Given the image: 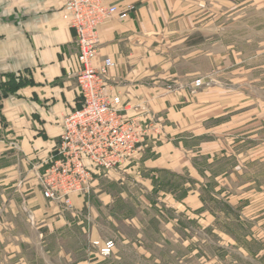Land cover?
<instances>
[{"label": "rangeland", "instance_id": "374dc122", "mask_svg": "<svg viewBox=\"0 0 264 264\" xmlns=\"http://www.w3.org/2000/svg\"><path fill=\"white\" fill-rule=\"evenodd\" d=\"M222 9L190 43L197 78L215 74L200 99L223 112L190 122L178 169L101 173L79 205L38 206L35 222L0 189V264H264V0Z\"/></svg>", "mask_w": 264, "mask_h": 264}, {"label": "crops", "instance_id": "0c3cea01", "mask_svg": "<svg viewBox=\"0 0 264 264\" xmlns=\"http://www.w3.org/2000/svg\"><path fill=\"white\" fill-rule=\"evenodd\" d=\"M214 1L220 6L214 8ZM107 2L136 10L127 20L100 28L98 61L113 58L116 68L109 77L120 84L124 104L159 128L132 165L174 171L181 165L184 140L199 136L190 122L199 113L213 118L223 112L222 106L211 112L209 102L200 99L206 90H198L194 81L215 74L199 72L197 78V53L190 43L195 34L213 31V16L225 15L223 0ZM62 8V0H0V189L11 190L34 222L38 206H60L43 197L38 170L59 142L63 119L81 107L76 35ZM224 124L217 126L228 131ZM235 138L239 143V135ZM79 198H72L74 206Z\"/></svg>", "mask_w": 264, "mask_h": 264}, {"label": "built area", "instance_id": "2783aa9c", "mask_svg": "<svg viewBox=\"0 0 264 264\" xmlns=\"http://www.w3.org/2000/svg\"><path fill=\"white\" fill-rule=\"evenodd\" d=\"M62 1V18L74 30L78 46L74 75L81 107L63 119L59 142L38 170V181L46 200L72 210L74 196L91 194L101 173L126 171L146 151L159 128L134 116L133 109L124 104L120 84L109 77L116 68L113 58L100 62L97 58L100 28L127 20L135 6L108 4L107 0ZM194 85L199 88L204 83L199 79ZM96 244L104 256L115 247L113 241Z\"/></svg>", "mask_w": 264, "mask_h": 264}]
</instances>
